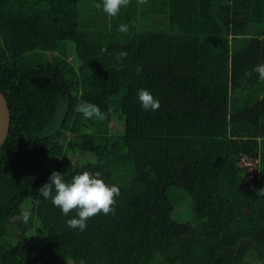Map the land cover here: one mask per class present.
Wrapping results in <instances>:
<instances>
[{"label":"trees","instance_id":"trees-1","mask_svg":"<svg viewBox=\"0 0 264 264\" xmlns=\"http://www.w3.org/2000/svg\"><path fill=\"white\" fill-rule=\"evenodd\" d=\"M101 2L0 0L11 111L0 264H264V81L252 71L264 64V0H131L115 17ZM139 89L157 111L142 109ZM84 102L105 118L85 119ZM62 148L84 162L60 158ZM53 171L118 186L115 214L70 228L76 211L65 216L38 193ZM172 190L190 197L192 223L174 217Z\"/></svg>","mask_w":264,"mask_h":264},{"label":"clouds","instance_id":"clouds-1","mask_svg":"<svg viewBox=\"0 0 264 264\" xmlns=\"http://www.w3.org/2000/svg\"><path fill=\"white\" fill-rule=\"evenodd\" d=\"M131 0H102L101 3L94 5L97 9H102L109 17H115L120 13L121 8L127 7ZM148 0H137L138 5H145ZM118 31L127 34L129 26L121 24ZM106 52V48L101 49ZM127 57V52H120L115 59L122 61ZM258 73L259 79L264 81V64L253 68ZM250 77L252 72H246ZM138 100L142 109L157 111L160 108V102L154 98L149 90L139 89ZM85 119L103 120L104 113L98 105L92 103H81L76 108ZM49 183H45L38 191L44 199H50L52 204L58 207L62 213L67 216L70 212L76 211V217L66 221L70 228L83 231L86 228V221L100 213L108 215L115 214L114 205L116 197L120 195V189L116 185H108L103 179L99 178V173L92 174L89 171H83L72 177L70 182H66L61 173L53 171L49 177ZM259 198H264V188L256 190ZM24 223H27L31 217L29 210H23L20 214Z\"/></svg>","mask_w":264,"mask_h":264},{"label":"rangeland","instance_id":"rangeland-1","mask_svg":"<svg viewBox=\"0 0 264 264\" xmlns=\"http://www.w3.org/2000/svg\"><path fill=\"white\" fill-rule=\"evenodd\" d=\"M112 127L114 130H118L120 128L119 121L117 120L116 115H115L114 121L112 122ZM57 154L60 158H65V159L68 158L74 164H82L84 162V160H81L80 158L75 157L74 153L68 150L67 148L59 149ZM240 166L249 168L250 171H252L251 174L252 175L255 174L256 164L253 161H251L248 157L242 158L240 162ZM115 181L118 185H121L124 187L129 185V179H123L122 177H119L117 175L115 176ZM171 193H173L174 195V201L176 205L174 217L181 222L192 223L193 212H192V205H191L192 202H191L190 197L186 193L179 191V190H172ZM188 199L191 202L190 204L188 202ZM32 206L33 205L31 203H28L25 206V208L26 210L30 211L32 209ZM71 264H79V263L73 262ZM247 264H259V263L253 260H248Z\"/></svg>","mask_w":264,"mask_h":264},{"label":"water","instance_id":"water-1","mask_svg":"<svg viewBox=\"0 0 264 264\" xmlns=\"http://www.w3.org/2000/svg\"><path fill=\"white\" fill-rule=\"evenodd\" d=\"M11 126V111L8 102L0 92V150L5 143Z\"/></svg>","mask_w":264,"mask_h":264}]
</instances>
